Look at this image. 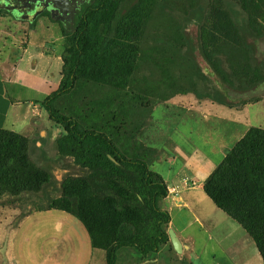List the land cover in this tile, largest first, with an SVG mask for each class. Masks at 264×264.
<instances>
[{
	"label": "trees",
	"instance_id": "trees-1",
	"mask_svg": "<svg viewBox=\"0 0 264 264\" xmlns=\"http://www.w3.org/2000/svg\"><path fill=\"white\" fill-rule=\"evenodd\" d=\"M196 14L203 18L194 43L187 29ZM63 33L61 83L39 103L60 130L56 156L42 152L41 166L28 137L0 128V206L30 203L78 218L108 264L125 248L157 255L172 245L162 205L169 191L137 137L154 105L178 95L233 107L197 50L220 82L244 95L236 107L264 96V0H91ZM54 169L66 171L61 185ZM205 193L251 236L264 264V129H250L227 152Z\"/></svg>",
	"mask_w": 264,
	"mask_h": 264
},
{
	"label": "rangeland",
	"instance_id": "rangeland-1",
	"mask_svg": "<svg viewBox=\"0 0 264 264\" xmlns=\"http://www.w3.org/2000/svg\"><path fill=\"white\" fill-rule=\"evenodd\" d=\"M75 24L76 22L66 27L49 17H41L28 22L14 17L12 13L5 11L0 6V62H7L9 58L12 59L13 57L17 59L21 50L27 46L29 33L35 30L41 31L42 39L46 38L49 42L58 38L56 40L58 46L56 47L59 53L63 54L67 49L63 29L69 30ZM187 31L192 41L196 43V26L193 20L189 23ZM195 57L202 64L208 77L215 78L207 64L202 61L201 53L198 50L195 51ZM43 61L42 58L41 62ZM26 64L23 65L26 66ZM212 78L211 82L215 83ZM260 94H251L249 97L260 96ZM244 98V95L239 94L238 90L233 89V107L219 105L210 100H200L194 94L178 95L168 101L156 103L152 114L146 120L137 137L141 147L148 152V160L152 170L166 175L168 169L166 163L177 152L175 149H178L183 158L190 155V152L196 153L192 158V161L196 162L194 167L208 176L216 168L214 162L206 157L209 153L208 148L216 145L218 142L216 139L222 140L224 138L232 128V123L235 129L234 138L252 128L264 129V96H261L260 100L246 104L241 108L236 107L237 103ZM44 117L41 122L47 130H42L40 133L41 129H36V134L28 137L31 141L29 153H31L33 160L41 166H43L40 158L42 152L47 153L52 159L55 158L57 153L56 140L60 131L50 122L47 114ZM23 132L20 135H29L30 130L26 129ZM65 174L66 171L54 169L53 175L58 185H61ZM170 177L173 176L170 175ZM168 182L175 184L170 180ZM169 194L172 193L169 192ZM0 207L6 208L8 211L4 216L7 218V229L15 228L13 223L22 211L31 212L30 214L38 212L30 203L25 204L23 209L13 206ZM17 209L19 211H16ZM13 210L18 215H13ZM58 210L62 211L61 209ZM47 214H39L33 217L26 228L27 232H30L29 237L25 238L26 249L34 258L31 259V255L26 251L24 259L29 262L27 264H31V262L37 264L40 262V256L41 264H108V253L101 249L92 248L88 231L78 218L71 215L69 218L66 216L63 218L59 217L60 214L57 213ZM178 214L176 224L178 226L187 224L188 213L179 212ZM35 227L39 229L38 237L40 236V239L33 237ZM189 235H196L198 241L197 250L192 253V258L177 254L173 246L167 244L157 255H150L147 258L141 257L133 249H122L119 252L117 264H181L182 259H186L191 264H215L209 247L205 251V235L196 229H190ZM39 247H41V252ZM215 258L220 259V255H215ZM0 264H8L3 246L0 247ZM23 264L26 263L23 262Z\"/></svg>",
	"mask_w": 264,
	"mask_h": 264
},
{
	"label": "crops",
	"instance_id": "crops-1",
	"mask_svg": "<svg viewBox=\"0 0 264 264\" xmlns=\"http://www.w3.org/2000/svg\"><path fill=\"white\" fill-rule=\"evenodd\" d=\"M56 40L58 38L49 42L46 38L42 39L41 31H31L27 46L21 50L19 57L0 62V128L18 134H23V130L29 129V135L24 134L29 138L36 129H41L40 133L42 130H47L41 122L46 112L39 103L55 91L62 80L63 54L59 53ZM42 58L43 62H41ZM24 63H27L26 66L23 65ZM52 127L50 126V129ZM234 130L232 123V128L224 138L216 139L218 141L216 145L208 148L209 153L206 157L214 162L215 167L248 132V130L242 132L234 138ZM175 151L177 152L166 163L167 174H158L165 181L167 180L168 189L175 188L176 191L168 194L162 205L171 216L169 229L175 231L183 245V256L187 255L192 258V253L197 250V236L189 235L190 229H196L205 235V251L209 247L215 264H263L262 257L251 236L239 223L220 210L205 193V182L208 176L194 167L196 162H193L192 158L196 153L190 152V155L183 158L178 149ZM169 180L175 184H170ZM16 211L13 210V215H18ZM7 212L6 208L0 207V247L5 248V258L8 264L29 263L24 259L28 251L25 238L29 237L30 232H27L26 228L33 217L47 213H57L63 218H69L70 215L59 210L37 212L25 217L17 227L7 229V218L4 217ZM179 212H187L189 215L187 224L183 226L176 224ZM38 233L39 229L35 227L33 231L35 239ZM28 253L31 255L29 251ZM217 254L220 255V259L215 258ZM31 256L30 258L34 259L33 255ZM39 259L40 262L37 264H41V256Z\"/></svg>",
	"mask_w": 264,
	"mask_h": 264
},
{
	"label": "flooded vegetation",
	"instance_id": "flooded-vegetation-1",
	"mask_svg": "<svg viewBox=\"0 0 264 264\" xmlns=\"http://www.w3.org/2000/svg\"><path fill=\"white\" fill-rule=\"evenodd\" d=\"M90 3L91 0H0L2 9L12 13L18 19L32 22L41 17H49L51 20L66 27L73 25ZM35 15H37L36 18ZM202 18L200 14H196L193 19L196 26V36L198 35V28L202 23ZM211 78L208 77L210 82ZM212 79L215 80V83L211 82V85L216 86L229 102H233V89L224 85L216 77ZM263 89L264 85L259 88V90ZM238 93L242 94L239 91Z\"/></svg>",
	"mask_w": 264,
	"mask_h": 264
},
{
	"label": "water",
	"instance_id": "water-1",
	"mask_svg": "<svg viewBox=\"0 0 264 264\" xmlns=\"http://www.w3.org/2000/svg\"><path fill=\"white\" fill-rule=\"evenodd\" d=\"M36 16L37 15H35V18ZM262 93L264 94V89L262 90ZM169 235H170V241L172 243L175 252L179 255L183 254V245L173 229H169Z\"/></svg>",
	"mask_w": 264,
	"mask_h": 264
},
{
	"label": "built area",
	"instance_id": "built-area-1",
	"mask_svg": "<svg viewBox=\"0 0 264 264\" xmlns=\"http://www.w3.org/2000/svg\"><path fill=\"white\" fill-rule=\"evenodd\" d=\"M168 190H169V192L172 193V194L176 192V191H175V188H173V189H168Z\"/></svg>",
	"mask_w": 264,
	"mask_h": 264
}]
</instances>
